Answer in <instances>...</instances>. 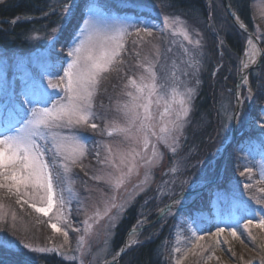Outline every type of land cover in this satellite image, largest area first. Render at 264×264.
<instances>
[{"label": "rangeland", "instance_id": "rangeland-1", "mask_svg": "<svg viewBox=\"0 0 264 264\" xmlns=\"http://www.w3.org/2000/svg\"><path fill=\"white\" fill-rule=\"evenodd\" d=\"M3 1L0 0V2ZM211 1L208 0L209 5ZM61 3L62 0L52 1L50 10L39 19L52 24L58 23L56 26L65 25L67 21H63L61 18ZM93 7L97 13L98 27L109 35H115L117 29L123 28L127 22L136 19L131 15H111L110 11H101L96 5ZM144 8L146 10L143 9L142 12L150 14L151 22L157 27L153 29L152 36L141 33L143 40H138L135 31L129 29L133 34L126 36L124 39V50L129 46L128 53H121L117 58L122 64H114L112 67L115 70L102 74L103 78L93 100L94 110L101 117H104V119L94 121L100 130L91 131L85 128L72 130L87 138L85 147L88 151L81 158L83 167H72L71 172L66 176L62 169H57L64 179L63 183L58 181L54 184V191L55 193L63 191L67 202L61 207L54 201L52 209L45 216L43 213L36 212L28 204H24L23 207L17 204L15 190L10 193L6 187L0 188V234L13 242L11 250L0 251V264H7L8 261L16 264H42V258L52 255L66 264H102L111 260L117 254V251H115L117 247L114 249L113 241L119 239L118 229L121 221L127 212L136 206L138 200L147 199V197L152 196V193L155 194L151 204L153 212L149 217H144L146 223L137 238L142 241L147 238V234L148 237L153 236L152 238H156L163 230L166 239L169 241V252L166 253L167 255L160 253L159 264H261L264 256L259 253L255 254L253 246L254 242L259 243V239L261 240L264 237V228L257 226L264 217L257 214L252 224H248L245 228L248 220L242 209L245 205L264 209V191H262L264 190V147L261 145L264 134L257 141L243 140L244 144L248 141L245 145L247 147L243 151L244 156L248 158H242V162L244 167L252 169L251 173H245L244 176H241L240 172L236 171L235 175L232 172L231 179L228 181L225 179L226 175H224L223 167L215 184L208 185L215 173L224 146L231 138L232 122L231 125L228 124V117L234 113L235 108L231 92V96H223L219 93L218 114L220 119L218 125L216 124V129L220 130V134L217 142H213L215 147L217 146L216 155L206 164L201 162L196 167L199 174L193 175L192 162L194 160L195 163L196 161L199 163L200 160L195 156L199 157L200 154L196 153L195 144L190 143V140L187 139L186 130L188 127L193 126V105L200 90V83L196 84V80H199L201 74L206 72L205 66L210 61V58L206 56L208 53L205 48L207 42L205 33L198 22H188L180 17L171 16L159 10L156 5H146ZM54 9L55 11H53ZM254 13L256 20L264 25V0L255 2ZM165 16L169 17V27H165ZM172 20L177 22L171 24ZM24 21L26 20L17 19L3 22L11 29L14 25ZM3 22L0 21V30H2L1 24ZM212 23L214 25V22ZM43 25L49 24L40 23L36 24V27L42 28ZM51 28L52 26L47 31L52 30ZM218 28H221V26L218 25ZM180 30L186 31L191 41L199 40L201 43L199 45L189 43V40L184 39ZM47 31L46 29L43 32L42 29L34 30L27 34L24 38V48L0 49V111L4 112L5 116L8 115L13 106L23 101L22 89L25 85H30L33 82H42L45 89L52 94V100H62L65 95L62 85L53 89L48 87V82L51 81L52 84L61 83L60 77L63 75V68L67 67V62L72 59L67 56L68 51L70 47H75L79 40L84 37L72 38L68 45L62 48L55 47L53 51L52 41L48 37L54 34ZM256 31L260 33L258 26H256ZM211 36L214 37L215 35L211 33ZM134 40L136 43H133ZM247 42L248 39L244 44L243 56L235 63L233 62L234 59L231 60V64L237 70L236 75L242 70L244 61L251 56L246 46ZM124 55L126 57L125 61H123ZM57 57L66 58L60 68L55 66L58 62ZM257 59L258 54L256 61ZM194 60L199 61V71L196 76L192 75L194 69L188 67ZM149 67L155 73L154 81L149 73L145 71V68ZM114 73V78L103 86L104 79L113 76ZM141 76L145 77L142 81L143 84H155V91L150 97L151 104L149 105V112L153 119L145 121V123L159 125L161 122L160 114L164 112L166 107L173 111L174 117L175 110L180 107L179 101L184 94L185 86H195L196 88L190 105L191 110L186 118L188 123L185 125L183 136L180 138V150L177 154H173L166 145L158 143L157 149L160 153L158 162L147 169L142 166L139 157L133 159L128 156L121 163V154H126L132 149L140 151L141 148L133 139L123 134L109 136L108 133L111 129L106 127V125L113 122L124 124L123 112L120 109L129 100L127 93L130 91L135 93V89L128 85V78L132 77L138 83H141ZM173 88L175 91H173ZM239 92L242 98L248 97L251 93L249 84H242ZM145 95H147V89ZM251 98L252 93L250 99H248L249 102H251ZM5 105L7 109H5ZM47 106L51 107V103ZM35 107L40 108L44 105L37 104ZM140 111L143 113V109ZM249 123L248 115L244 119L242 113L241 119L237 122L238 133H240L237 141L242 136H249ZM156 130L158 131V127ZM222 130L226 132L227 137L223 142L224 144L221 145L219 142ZM63 132L64 134H70L67 129ZM134 135L135 129H133L130 136ZM150 142L156 143L155 137H150ZM97 153L100 154V160L105 161V163L99 164L97 162ZM148 155H151V148L147 150L145 158ZM45 159L51 162L50 156H46ZM132 165H136V167H134L131 176L123 186L116 188L114 183L108 182V176H119L122 171L127 172L128 167ZM176 166L181 167V172L174 175L171 169ZM145 172L148 173L147 179L145 178ZM94 174L104 178L93 180L92 176ZM173 181H175L174 184ZM181 181H188L191 184V187H188L187 184L183 185L186 189L183 198L184 207L175 216L169 213L167 216L159 218L161 209L172 203L175 198L169 193V188L172 187L176 193H180ZM245 183L249 184L250 187L245 189L243 186ZM141 188H143V191L140 190ZM156 188H158L157 193L154 192ZM21 191L23 192L24 189L22 188ZM28 191L30 196L24 197V199H28L30 203H35L37 207L46 206V196L43 191L36 192L34 197L31 195L32 190L28 189ZM113 195L117 196L118 203L124 202L129 196H134V199L126 208L118 226L110 232L108 220L102 213L108 198ZM42 196H45L44 200H41ZM202 201H208L207 207L204 210H195L194 208L198 202ZM258 201L259 203H257ZM24 207L28 208V212L23 210ZM29 211L30 214L45 223V225L42 223L44 225L43 238H45L42 243L38 240L36 243L24 241L18 237L20 236L19 233L24 234L25 232L26 234L27 232L25 225L19 218L20 213L25 212L24 214H27ZM189 211H195L196 225H193L191 220L188 219L186 213ZM97 213H100L99 218H97ZM86 219L91 225L88 231H85L84 222ZM52 223L57 224L60 231H54L50 227ZM136 224L137 222L130 226L128 232ZM214 225L226 229L220 235L219 243H217L218 237L212 234L216 231ZM23 227L25 230L22 229ZM197 227L205 229L210 227V231L198 232ZM228 228L236 230L240 238L234 239L230 231L227 230ZM152 230L154 231L151 233ZM64 232L68 234L67 243H65ZM257 243L255 246L259 249ZM24 245L29 247L25 248ZM121 246L120 244L118 249ZM134 247L136 245L129 246L127 252ZM40 248L50 249V251L36 252L30 250ZM120 261L118 264H120Z\"/></svg>", "mask_w": 264, "mask_h": 264}, {"label": "snow or ice", "instance_id": "snow-or-ice-1", "mask_svg": "<svg viewBox=\"0 0 264 264\" xmlns=\"http://www.w3.org/2000/svg\"><path fill=\"white\" fill-rule=\"evenodd\" d=\"M123 2L126 4H147L148 0H123ZM77 14L82 23L77 25L78 30L72 38L76 39L80 36L84 38L80 39L75 47H70L67 56L72 59L70 62H67V67L63 68V75L60 77L61 83L52 84L51 81L48 82V87L53 89L62 85L65 93L62 100H52V94L45 89L42 82H33L30 85H25L21 92L24 97L23 101L13 106L7 116L4 115V112L0 111V188L6 187L10 193L15 190L17 204H20L21 207L24 204H28L36 212L43 213L45 216L52 209L54 201L61 207L67 202L63 191L60 193H55L54 191V184L58 181L63 183L64 179L57 169H62L66 176L71 172L72 167H83L81 158L88 151L85 147L87 138L72 130L78 128H85L91 131L100 130L94 121L104 119V117H101L94 110L93 100L103 78L102 74L115 70L112 66L121 63L117 58L124 50V39L126 36L133 34L129 29L135 31V36L138 40H143L141 33L152 36L153 29L157 27V25L151 22L152 18L150 14L137 13L134 21L127 22L123 28L117 29L115 35H109L98 27L97 13L90 0H62L61 18L63 21L71 23V19L75 18ZM164 21L165 27H169V17L165 16ZM176 22V20H172L171 24H175ZM158 30L162 31L163 29ZM180 31L184 39L189 40V43H195L196 45L201 43L199 40L195 42L191 41L186 31ZM62 32L63 24L52 28L54 35H50L48 39L52 41L53 51L55 49V42L59 40ZM133 43H136V41L134 40ZM65 60L66 58L57 57L58 62L55 66L60 68ZM188 67L194 69L192 75L196 76L199 71V61L194 60ZM220 67L221 65L217 66L216 71L212 73L213 76L216 75ZM243 67L247 68L248 64L245 63ZM145 71L149 73L151 79L154 81L155 73L152 72L151 68H145ZM144 79L145 77L141 76V83H138L132 77L128 78V85L135 89V93L131 91L127 93L129 100L120 109L123 112L124 124L121 125L113 122L106 125V127L111 129L108 133L109 136L123 134L133 139L141 148L140 151L132 149L126 154H121V163L128 156H131L133 159L139 157L142 161V166L147 169L158 162V157L160 156L157 149L158 143L166 145L173 154H177L180 150V138L183 136L185 125L188 123L186 118L189 116L190 105L196 88L195 86L187 87L186 85L184 94L179 101L180 107L178 110H175L174 117L173 111L169 107H166L164 112L160 114L161 122L159 125H156L154 123H145V121L153 119L149 112V105L151 104L150 97L155 91V84H143L142 81ZM239 79L243 84L248 83L247 75H241ZM199 83L200 81L197 79L196 84ZM240 87L241 84L238 83L235 93L236 103L240 106V111L234 112L228 117L229 125H231L233 119H241L243 103L251 97V93H249L248 97L242 98L238 90ZM146 89L147 95H145ZM173 91H175L174 88ZM49 103H51V107L47 106ZM37 104H43L44 107L37 108L35 107ZM4 107L7 109L6 105ZM141 109H143V113H141ZM260 111L264 113V108ZM253 124L258 127L261 134H264V115L254 119ZM157 127L158 131L156 130ZM65 129L69 130L70 134H64L63 130ZM133 129H135V135L130 136ZM150 137H155L156 143H151ZM261 145L264 147V140H261ZM149 148H151V155L145 158ZM46 156L51 157V162L45 159ZM99 157L100 154L97 153V162L99 164L105 163ZM134 167L136 165L129 166L127 172L122 171L119 176H108V182L114 183L116 188H120L131 176ZM251 171V168L245 167L244 171L240 172V175L244 176L245 173H251ZM171 172L175 175L181 172V167H173ZM147 175L148 173L145 172L146 179ZM103 178L95 174L92 176L93 180ZM174 183L175 181H173ZM180 183V193H176L172 187L169 188V193L175 198L172 200V203L165 205L161 209L159 218H163L169 213L175 216L184 207L183 198L186 189L183 185L187 184L188 187H191V184L188 181H181ZM243 186L245 189L250 187L247 183ZM22 188L24 189L23 192L21 191ZM28 189L32 190L31 195L33 197L36 192L43 191L46 196V206L37 207L35 203H30L28 199H24V197L30 196ZM140 190L143 191V188ZM45 196H42L41 200H44ZM117 199L115 195L109 197L102 213L108 220L110 232L118 226L134 196H129L122 203H118ZM147 203L148 201H145V204ZM242 211L248 220L245 228H247L248 224H252L257 214L264 217V209H257L250 205H245ZM140 215L143 216L142 213ZM186 215L193 225H196L195 211H189ZM99 216L100 213H97V218ZM145 223L146 218L137 220V224L131 230L125 247L142 243L137 237L143 231ZM84 224L85 231H88L91 225L87 219ZM257 226L264 228V219H261ZM50 227L54 231H60L55 223L50 224ZM210 227L209 229L197 227L196 230L198 232L210 231ZM214 227L216 231L212 234L218 237L217 243H219V237L226 229L219 227V225H214ZM227 230L230 231L234 239L240 238L236 230L231 228ZM64 237L65 243H67V232H64ZM12 246L13 242L0 234V251L11 250ZM24 247L28 248L29 246L24 245ZM30 250L36 252L50 251V249L46 248ZM122 251L118 252L116 257H113L112 264H116V259L122 255ZM261 264H264V258H262Z\"/></svg>", "mask_w": 264, "mask_h": 264}, {"label": "trees", "instance_id": "trees-1", "mask_svg": "<svg viewBox=\"0 0 264 264\" xmlns=\"http://www.w3.org/2000/svg\"><path fill=\"white\" fill-rule=\"evenodd\" d=\"M52 1L54 0H4L0 2V21L10 22L17 19L26 20L23 23L14 25L11 29L4 22L1 24L0 49L10 50L15 47L24 48V38L30 32L41 29L43 32L45 29L46 31L49 30L50 26H52V28L56 27L58 23L52 24L46 22V20L39 19V17L44 16L50 10ZM256 1L258 0H229L234 13L239 17L246 29L260 42L263 54L260 66L252 70L248 76L249 87L252 93L251 102L245 100L243 103V117L245 119L248 115L250 122L249 136H242L230 147L226 155L224 175H226L225 179L228 181L231 179L232 172L233 175H235L236 171L241 172L245 168L242 158H248L244 156L245 154L243 152L245 147H247L245 146L247 142L251 140L257 141L260 139L259 137L263 135L258 127L253 124L254 119L264 115V113L260 111L264 108V25L255 18L254 4ZM90 2L92 6L96 5L101 11H110L111 15H131L134 18H136L137 13H144L142 12L143 9L146 10L144 6L156 5L159 10L171 16L180 17L188 22H198L203 27L207 40L205 48L208 54H206V56L210 58V61L207 63V66H205L206 72L201 74L199 78L200 90L196 97V102L193 105V126L188 127L186 130L187 139L190 140V143L195 144V151H197V154H200L199 157L195 156V158L200 160L199 163L197 161L195 163L194 160L192 162L194 168L193 175L196 176L199 174V170L196 169V167L199 166L201 162L206 164V162L212 160L213 156L216 155L215 150L217 146L215 147L213 142H217L220 134V130L216 129V124L218 125L220 119L218 114L219 93L223 94V96H231V93L233 94L232 91L234 90L238 74L236 75L237 70H235L234 66L231 64V60L234 59L233 62L235 63L243 56L244 44L247 39L246 36L232 23L224 11L220 0H212L210 5L208 4V0H148L147 4H126L123 0H90ZM208 21L209 25L211 23L209 30L207 29ZM212 22H214V25ZM40 23H47L50 26L43 25L42 28L36 27V24ZM80 23L81 21L79 20L78 14L75 18L71 19V23L66 22V24L63 25V32L60 34L59 40L55 42V47L62 48L68 45L72 41L74 33L78 30L77 25ZM217 23L221 28H218ZM256 26L260 28V33H257ZM47 32H52V30ZM211 33L215 36L212 37ZM221 42L222 44H220ZM128 48L129 46L121 53H128ZM125 58L124 55L123 61H125ZM218 65H221V67L215 77H213L212 73L216 71ZM114 76L115 73L113 76L104 79L102 85L105 86L108 84ZM229 90H231V93ZM220 137L219 144L222 145L227 137L224 130H222ZM244 139H248L245 144L243 142ZM207 205L208 201L198 202L194 209L204 210ZM140 207H142V205L137 203L135 208L127 212L121 221L118 229L119 239L113 241L114 249L117 247L118 250L130 226L138 219L136 212L139 211ZM23 210L28 212L27 207H24ZM24 213L25 212H21L19 218L25 225L27 232L26 234L25 232L24 234L19 233L18 235L20 236L18 237L22 238L24 241H33L36 243L38 240L42 243L45 239L43 238L45 223L30 214V211L27 214ZM22 229L25 230L24 227ZM153 231L154 230H152L151 233ZM146 237V239L140 241L142 243L131 248L121 258L120 264H159L160 253L163 255L165 253V255H167L166 253L169 252V241L166 239L163 230L160 231L159 236L156 238H152L153 236L148 237V234ZM263 238L261 240L259 239V243L254 242L253 246L255 254L259 253L261 256H264ZM256 243L260 247L259 249L256 248ZM7 264L16 263L8 261ZM42 264L66 263L56 259L55 256L52 255L42 258Z\"/></svg>", "mask_w": 264, "mask_h": 264}, {"label": "water", "instance_id": "water-1", "mask_svg": "<svg viewBox=\"0 0 264 264\" xmlns=\"http://www.w3.org/2000/svg\"><path fill=\"white\" fill-rule=\"evenodd\" d=\"M221 1V5L224 9V11L226 12L227 16L230 18V20L232 21V23L236 26V28L242 32L243 34H245L248 39H252V41L254 42V45L257 49V53H258V59L257 61L255 62V64L247 67L244 71H241L239 74H238V77H237V80H236V83H235V90H234V104H235V108H234V112H237L239 111L240 109V106L237 105L236 103V97H235V93L237 91V84H242V81H240L239 77L241 75H247L254 69L258 68L261 64V60H262V48H261V45L259 43V41L243 26L241 27V25H243L240 20L238 19V17L235 15V13L233 12L230 4H229V1L228 0H220ZM207 28L209 30V22L207 23ZM239 90V89H238ZM239 135H237V120L236 119H233V125H232V131H231V138L229 139V141L227 142V144L225 145L224 149H223V152H222V155L220 156V159H219V162H218V165H217V168H216V171H215V174L212 178V180L208 183V185H213L218 177V174L224 164V161H225V158H226V155H227V152L229 151L230 147L234 145V143H236L237 139H238ZM131 231H129L124 240H123V243H122V246L120 248V250L118 252H121L122 250V255L118 256L117 259H116V264L119 263V260L121 259V257L126 254L127 250H128V247H125L127 242H128V237H129V234H130ZM117 252V253H118ZM113 257H116L113 256ZM112 261H113V258L111 260H108L102 264H112Z\"/></svg>", "mask_w": 264, "mask_h": 264}, {"label": "bare ground", "instance_id": "bare-ground-1", "mask_svg": "<svg viewBox=\"0 0 264 264\" xmlns=\"http://www.w3.org/2000/svg\"><path fill=\"white\" fill-rule=\"evenodd\" d=\"M247 49H249V52L251 53V56L249 57V58H247L245 61H244V63H243V65L245 64V63H247L248 64V67L249 66H251V65H253V64H255V62H256V58H257V50H256V47H255V45H254V42L252 41V39H249L248 40V42H247ZM253 46H254V49H253ZM246 68H244L243 66H242V70H245ZM242 84H243V82H242ZM241 84V85H242ZM128 239H129V237H128Z\"/></svg>", "mask_w": 264, "mask_h": 264}]
</instances>
